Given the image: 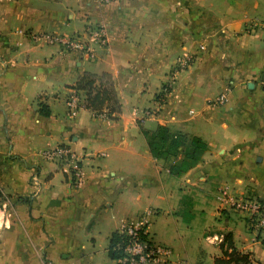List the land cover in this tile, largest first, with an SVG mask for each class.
<instances>
[{
  "label": "crops",
  "instance_id": "0c3cea01",
  "mask_svg": "<svg viewBox=\"0 0 264 264\" xmlns=\"http://www.w3.org/2000/svg\"><path fill=\"white\" fill-rule=\"evenodd\" d=\"M254 21L260 25L249 29ZM98 27L107 44L92 46V59L29 39ZM184 57L190 65L176 71ZM86 73L111 77L118 114L96 116L78 92L82 104L67 117L65 101ZM168 80L161 108L146 116ZM263 84L264 0H0V264H117L109 236L148 211L186 232L166 264L226 262L232 250L264 264V234L219 201L225 194L264 203ZM223 92L227 102L213 105ZM157 126L199 138L206 151L197 164L170 173L184 147L153 159L141 130ZM57 145L79 156L80 187L41 158ZM125 199V218L106 222L112 228L99 246L98 221ZM154 224L149 236L151 229L163 244ZM215 235L220 244L207 241Z\"/></svg>",
  "mask_w": 264,
  "mask_h": 264
},
{
  "label": "built area",
  "instance_id": "2783aa9c",
  "mask_svg": "<svg viewBox=\"0 0 264 264\" xmlns=\"http://www.w3.org/2000/svg\"><path fill=\"white\" fill-rule=\"evenodd\" d=\"M106 0H100L105 2ZM260 25L254 21L249 24V29L256 28ZM29 39L34 44L57 45L66 52L84 54L88 58L94 57L92 46H105L107 44L106 32L102 27L94 28L86 33L73 36H60L49 33H29ZM189 58H182L175 65L176 71H181L190 65ZM172 79V78H170ZM172 80H168L162 87L158 96V104L152 111H147L146 116H152L161 108L166 95L172 89ZM264 93V84H263ZM227 102V93L219 94L213 102L215 106L224 105ZM82 104V98L77 91L66 99L67 117L73 119ZM98 116L105 117V113ZM41 158L55 164L66 178V182L70 187H80L84 180V173L81 167V161L75 151L69 145H57L48 147L40 152ZM221 204L228 206L234 210L241 218L250 222L252 228L264 234V203L257 198H237L222 194L219 197ZM152 212L148 211L133 220L123 222L117 229L118 235L125 239L124 244L120 248L123 256L116 259L117 264H166L171 256V251L166 246L156 244L151 241L148 227L150 225V217ZM207 241L213 244H220L223 236H211ZM43 264H52L49 261Z\"/></svg>",
  "mask_w": 264,
  "mask_h": 264
},
{
  "label": "trees",
  "instance_id": "16d2710c",
  "mask_svg": "<svg viewBox=\"0 0 264 264\" xmlns=\"http://www.w3.org/2000/svg\"><path fill=\"white\" fill-rule=\"evenodd\" d=\"M75 91L84 94V108L92 111L96 116L105 113L110 118L113 114L116 115L120 112L111 77L107 74L100 76L83 74L76 83ZM41 114L48 116L49 112L42 108ZM141 134L147 141V147L153 159H161L168 154L176 155L179 148L184 147L183 162L179 166L175 164L168 166L170 173L174 175L192 168L206 151V145L199 138L172 134L164 126H157L153 131L142 129ZM1 196L0 191V198ZM224 239L227 241V237ZM124 242L125 239L117 232H113L109 236L107 255L111 260L123 256L120 248ZM223 254L229 256L228 261L219 262L216 260V264H249L246 255H241L233 250L230 254L227 251Z\"/></svg>",
  "mask_w": 264,
  "mask_h": 264
},
{
  "label": "rangeland",
  "instance_id": "374dc122",
  "mask_svg": "<svg viewBox=\"0 0 264 264\" xmlns=\"http://www.w3.org/2000/svg\"><path fill=\"white\" fill-rule=\"evenodd\" d=\"M169 166H170V164H169ZM167 168H169V167L167 166ZM163 174H164V172L162 171L161 175H163ZM142 188H143V190L140 193V200L143 203H145V205H146L149 202V197L146 194L145 187H142ZM129 193H131V192H129ZM132 197L135 198V196H132ZM130 201L131 200H126V199L125 200H119L113 206V209H115V211L104 214L101 217V221L100 222L98 221L100 228H98L99 230H98V238L97 239L101 240L98 242V245L100 244L99 246L105 245L106 236L110 232L109 231V230H111L110 228H112V227L104 226L106 224V222L108 220H111V219H113V222H115L116 220H118L120 222L123 218H125L124 209L129 208ZM114 213H117V215H115ZM153 216L150 217L151 226L155 222ZM155 223L156 224H154V227L152 230H153V233L155 232L158 235L159 239L162 237L161 239L163 240L164 243L163 244L160 243V244L172 249L174 252L181 251L180 246L183 244L182 242L185 241V239H187L186 237L180 238L181 236H183L186 233L185 231H183L182 224H179V223L176 224L175 222L171 223L170 218L163 215V213L160 214V218ZM167 228H168V231H167ZM167 233L170 235L171 239L168 238ZM179 235H180V237H179ZM152 236H153L152 231L150 229L151 241L156 243V244H159L155 240H152ZM187 242H189V240H187ZM190 253H192V250H190ZM188 259L191 260V258H188ZM180 262H183V263L186 262L187 264L189 263V261L184 260V259Z\"/></svg>",
  "mask_w": 264,
  "mask_h": 264
}]
</instances>
